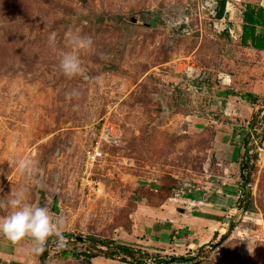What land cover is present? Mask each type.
<instances>
[{
  "label": "rangeland",
  "instance_id": "1",
  "mask_svg": "<svg viewBox=\"0 0 264 264\" xmlns=\"http://www.w3.org/2000/svg\"><path fill=\"white\" fill-rule=\"evenodd\" d=\"M207 1L0 0V201L25 190L27 202L64 221L74 237L63 248L50 239L47 264H88L77 253L129 264L89 238L128 245L149 264L174 256L264 264V122L256 117L264 51L215 31ZM224 1L234 6L232 29L242 26V7L262 2ZM72 33L94 46L73 47ZM69 51L90 79L61 73ZM249 87L258 104L241 97ZM111 133L118 137L105 141ZM22 160L36 163L33 175L19 171ZM242 174L249 210L246 197L239 207ZM206 209H221L224 220L201 219ZM7 214L0 207V218ZM0 264L41 260L29 239L0 236Z\"/></svg>",
  "mask_w": 264,
  "mask_h": 264
},
{
  "label": "clouds",
  "instance_id": "2",
  "mask_svg": "<svg viewBox=\"0 0 264 264\" xmlns=\"http://www.w3.org/2000/svg\"><path fill=\"white\" fill-rule=\"evenodd\" d=\"M70 44L79 49H91L94 41L91 36H82L75 33L70 34ZM49 43H55V34L49 36ZM58 67L61 73L68 79L83 78L90 79L86 74L85 67L79 55L72 52H64L58 60ZM99 79V77H96ZM79 93L75 90L66 93L71 99ZM36 163L31 160L18 162L19 171L24 175H33L36 170ZM2 191V189H0ZM6 202L0 201V207L9 210V214L0 218V236L10 242L16 243L29 239L32 243L34 255L43 254L50 239L54 238L57 247L66 246V237L62 231L63 220L53 221L47 207L33 205L28 201L25 190L11 192Z\"/></svg>",
  "mask_w": 264,
  "mask_h": 264
},
{
  "label": "trees",
  "instance_id": "3",
  "mask_svg": "<svg viewBox=\"0 0 264 264\" xmlns=\"http://www.w3.org/2000/svg\"><path fill=\"white\" fill-rule=\"evenodd\" d=\"M257 9V10H256ZM225 12V1L222 0L221 3H219V9L216 12V17L221 18L224 15ZM257 26H264V9L263 8H253L251 5H248L246 7V11L244 13V25H243V34L240 38V44L243 47H249L251 46L253 49H255L258 52L264 51V38L259 37L256 35L257 32ZM241 97L245 99L250 104H258L261 99L257 97L254 92L253 88L249 87L247 91H244L241 94ZM262 116V120L264 122V110H259L256 114V117ZM250 129H253V123H250L249 125ZM244 134L246 132L245 129H243ZM264 136V133H263ZM248 137L251 138V135L248 134ZM244 151L247 154L249 149L247 148L248 141L244 140ZM246 164L247 161H243L241 164V169L243 172L246 170ZM242 180V189L240 191V203L239 207L241 208V204L243 202L244 197L247 198L246 206L244 207L245 210H249L252 206V202L249 200L251 198V191L248 188L250 181L249 177H245L244 174L241 175ZM246 195V196H245ZM239 208V209H240ZM199 217L216 220V221H223V217H218L214 215H208V214H200ZM165 229L169 230L171 228V225H165ZM160 226H155V231H160ZM234 226L231 225L228 229L227 233L222 236L221 242L226 241L229 238L230 233L233 231ZM66 238H73L74 236L71 234L65 235ZM90 242H92L93 246H101L107 248V251H100L104 254L105 257L114 259L115 257H119L120 260L124 263L129 264H149L144 259H139L136 257V251L131 248L128 245L118 243L116 241L111 240H101V239H94L89 238ZM64 256L69 255V252H64ZM75 258L80 259L81 257L84 258V260L88 264H92V260L99 257V254L97 253H77L73 255ZM122 256V257H121ZM49 258V246L46 245V249L43 252V254L40 255L41 264H47ZM195 260L194 257H184V256H174L170 257L168 260H160L156 264H191Z\"/></svg>",
  "mask_w": 264,
  "mask_h": 264
},
{
  "label": "built area",
  "instance_id": "4",
  "mask_svg": "<svg viewBox=\"0 0 264 264\" xmlns=\"http://www.w3.org/2000/svg\"><path fill=\"white\" fill-rule=\"evenodd\" d=\"M229 5H232V4L230 2H227L226 3V6H225V12H224L225 14L221 18H217L216 16H212L211 14H209V16H210L209 18H211V22L214 25L215 31H217L219 34L229 33L230 36L233 39L237 40V39L241 38V36H242V30L238 26L235 29H232L230 27V26L233 27V25H230L229 24L230 20H232L230 17H228V14H230L229 13V10H228ZM233 8H234V6H233ZM195 71H196V68H192V66H189L187 68V73L189 75H196V72ZM106 136H107V138H105V141L110 140L111 139L110 137H116V138L118 137L115 134L113 135V133H111V135L110 134H107ZM96 149H97L96 150L97 152H95L92 155V158L94 160L96 159V157L101 156V154L98 152L99 147H97Z\"/></svg>",
  "mask_w": 264,
  "mask_h": 264
},
{
  "label": "crops",
  "instance_id": "5",
  "mask_svg": "<svg viewBox=\"0 0 264 264\" xmlns=\"http://www.w3.org/2000/svg\"><path fill=\"white\" fill-rule=\"evenodd\" d=\"M255 3L253 2V1H250V5L253 7V8H263L264 9V0H262V2L260 3H258V5L257 6H255L254 5ZM248 5H245L244 7H242L241 8V10H240V12H241V14L242 15H244L243 13H245V11H246V7H247ZM239 10V9H238ZM257 10V9H256ZM225 14V13H224ZM243 18H244V16H243ZM244 20V19H243ZM242 20V26L241 25H239L238 27H240L241 28V30H242V34H243V25H244V21ZM256 35L257 36H259V37H263L264 38V26H257V32H256ZM262 52V51H261ZM241 186H242V184H241ZM212 203H207V205H211ZM221 210V209H220ZM220 210H217V209H206V213H202V214H208V215H214V216H218V217H222V215L221 214H223L222 213V211H220ZM201 219H204V220H206V221H211V222H215V223H218V222H221V221H216V220H211V219H206V218H202V217H200Z\"/></svg>",
  "mask_w": 264,
  "mask_h": 264
},
{
  "label": "water",
  "instance_id": "6",
  "mask_svg": "<svg viewBox=\"0 0 264 264\" xmlns=\"http://www.w3.org/2000/svg\"><path fill=\"white\" fill-rule=\"evenodd\" d=\"M206 5L207 7L209 8L210 10V14L212 16H216V12L217 10L219 9V3L216 1V0H208L206 2ZM155 21H153V24H154Z\"/></svg>",
  "mask_w": 264,
  "mask_h": 264
},
{
  "label": "bare ground",
  "instance_id": "7",
  "mask_svg": "<svg viewBox=\"0 0 264 264\" xmlns=\"http://www.w3.org/2000/svg\"><path fill=\"white\" fill-rule=\"evenodd\" d=\"M233 8H232V5H229V8L228 10L231 11Z\"/></svg>",
  "mask_w": 264,
  "mask_h": 264
}]
</instances>
